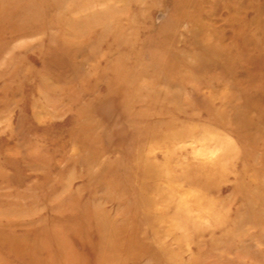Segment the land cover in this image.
Masks as SVG:
<instances>
[{
	"label": "rangeland",
	"instance_id": "rangeland-1",
	"mask_svg": "<svg viewBox=\"0 0 264 264\" xmlns=\"http://www.w3.org/2000/svg\"><path fill=\"white\" fill-rule=\"evenodd\" d=\"M0 264H264V0H0Z\"/></svg>",
	"mask_w": 264,
	"mask_h": 264
}]
</instances>
